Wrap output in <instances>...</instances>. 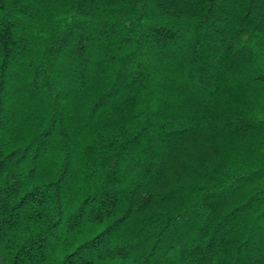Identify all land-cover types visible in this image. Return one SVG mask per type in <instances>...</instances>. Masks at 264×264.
<instances>
[{
  "label": "trees",
  "instance_id": "16d2710c",
  "mask_svg": "<svg viewBox=\"0 0 264 264\" xmlns=\"http://www.w3.org/2000/svg\"><path fill=\"white\" fill-rule=\"evenodd\" d=\"M0 264H264V0H0Z\"/></svg>",
  "mask_w": 264,
  "mask_h": 264
},
{
  "label": "rangeland",
  "instance_id": "374dc122",
  "mask_svg": "<svg viewBox=\"0 0 264 264\" xmlns=\"http://www.w3.org/2000/svg\"><path fill=\"white\" fill-rule=\"evenodd\" d=\"M171 174V173H170ZM172 181L171 175L167 179H164L161 183V187L169 185V183Z\"/></svg>",
  "mask_w": 264,
  "mask_h": 264
}]
</instances>
